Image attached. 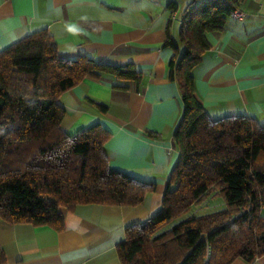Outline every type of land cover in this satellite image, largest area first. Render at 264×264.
<instances>
[{
    "label": "trees",
    "instance_id": "obj_1",
    "mask_svg": "<svg viewBox=\"0 0 264 264\" xmlns=\"http://www.w3.org/2000/svg\"><path fill=\"white\" fill-rule=\"evenodd\" d=\"M195 1L182 13L183 49L168 30L163 43L174 51L168 79L177 84L183 106L173 131L179 159L166 180L160 208L144 222L125 228V239L116 247L121 264L253 263L264 257V126L242 115L210 119L196 96L192 74L211 47L207 34L222 31L230 12L241 9L245 0ZM104 76L135 82L138 89L142 81L141 71L132 64L61 58L46 30L0 52L3 222L62 231L61 208L135 207L155 190L154 183L109 168L104 144L110 135L100 125L73 136L61 128L65 110L59 96L86 77ZM96 106L101 113L107 111L103 104ZM207 199H217L222 206L196 214Z\"/></svg>",
    "mask_w": 264,
    "mask_h": 264
},
{
    "label": "crops",
    "instance_id": "obj_2",
    "mask_svg": "<svg viewBox=\"0 0 264 264\" xmlns=\"http://www.w3.org/2000/svg\"><path fill=\"white\" fill-rule=\"evenodd\" d=\"M192 2L0 0V52L46 30L61 58L132 64L141 71L139 89L135 82L111 76L86 77L63 92L58 104L65 110L61 128L68 136L100 125L110 135L104 144L109 168L155 184V190L135 207L61 208L62 231L8 225L0 218L3 264H121L116 247L125 239V228L144 222L160 208L166 180L179 159L173 131L183 106L177 84L168 79L174 51L163 43L168 30L178 49H183L182 13ZM241 9L246 14L243 21L229 17L222 31L207 34L211 47L192 71L196 96L212 120L242 115L264 126V0H245ZM96 103L107 111L101 113ZM212 201L206 208L222 206ZM231 264H264V257L253 263L235 259Z\"/></svg>",
    "mask_w": 264,
    "mask_h": 264
},
{
    "label": "rangeland",
    "instance_id": "obj_3",
    "mask_svg": "<svg viewBox=\"0 0 264 264\" xmlns=\"http://www.w3.org/2000/svg\"><path fill=\"white\" fill-rule=\"evenodd\" d=\"M221 200V199H220ZM209 202H208V199H207V201H204L203 202V205H201V206H199L198 208V210L199 211H195V213L196 214H205V213H208V212H211V211H214V210H217V209H219V207H211V208H206L207 207V204H208ZM210 203H212V204H217V203H219V200H217V199H214L212 202H210ZM211 205V204H210ZM194 210V209H193Z\"/></svg>",
    "mask_w": 264,
    "mask_h": 264
},
{
    "label": "built area",
    "instance_id": "obj_4",
    "mask_svg": "<svg viewBox=\"0 0 264 264\" xmlns=\"http://www.w3.org/2000/svg\"><path fill=\"white\" fill-rule=\"evenodd\" d=\"M246 14L242 9H235L230 12L229 17L236 21H243Z\"/></svg>",
    "mask_w": 264,
    "mask_h": 264
}]
</instances>
